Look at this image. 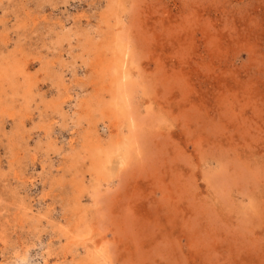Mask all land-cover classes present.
<instances>
[{
    "label": "rangeland",
    "instance_id": "rangeland-1",
    "mask_svg": "<svg viewBox=\"0 0 264 264\" xmlns=\"http://www.w3.org/2000/svg\"><path fill=\"white\" fill-rule=\"evenodd\" d=\"M0 264H264V0H0Z\"/></svg>",
    "mask_w": 264,
    "mask_h": 264
}]
</instances>
